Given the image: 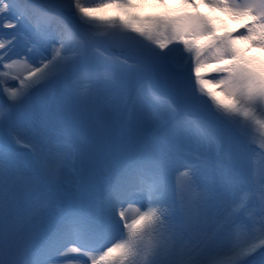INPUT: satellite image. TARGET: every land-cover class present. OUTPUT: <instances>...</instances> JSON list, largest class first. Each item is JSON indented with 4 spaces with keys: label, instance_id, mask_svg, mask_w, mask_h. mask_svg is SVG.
<instances>
[{
    "label": "snow or ice",
    "instance_id": "1",
    "mask_svg": "<svg viewBox=\"0 0 264 264\" xmlns=\"http://www.w3.org/2000/svg\"><path fill=\"white\" fill-rule=\"evenodd\" d=\"M257 148L264 0H0V264H264Z\"/></svg>",
    "mask_w": 264,
    "mask_h": 264
},
{
    "label": "rangeland",
    "instance_id": "2",
    "mask_svg": "<svg viewBox=\"0 0 264 264\" xmlns=\"http://www.w3.org/2000/svg\"><path fill=\"white\" fill-rule=\"evenodd\" d=\"M202 12L208 13V9L206 8H201L200 9ZM160 10H153L151 7H145L142 8L140 10V14L141 15H145V14H154L159 12ZM108 14H114L113 12H109ZM209 15H212L214 17H218V19H216L214 22L217 24V27H219L222 31H230L232 29L237 28V24L234 22V25H226L224 24V17L222 14L220 13H209ZM256 55H259V53H256ZM253 159L256 162V166L259 167L262 163H264V158L261 157L260 155V151L256 150V152L254 153ZM173 179H175V177H173Z\"/></svg>",
    "mask_w": 264,
    "mask_h": 264
},
{
    "label": "bare ground",
    "instance_id": "3",
    "mask_svg": "<svg viewBox=\"0 0 264 264\" xmlns=\"http://www.w3.org/2000/svg\"><path fill=\"white\" fill-rule=\"evenodd\" d=\"M152 8V7H151ZM153 10H160L161 11V9H159V8H152ZM224 24H226V25H234L233 23H234V21H232V20H230V19H228L226 16L224 17ZM256 54V53H255ZM260 55V54H259Z\"/></svg>",
    "mask_w": 264,
    "mask_h": 264
}]
</instances>
